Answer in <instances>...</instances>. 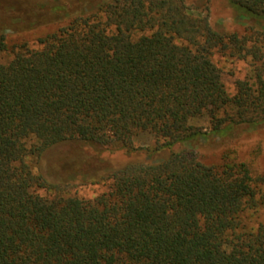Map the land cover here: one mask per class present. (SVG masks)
I'll use <instances>...</instances> for the list:
<instances>
[{"label":"trees","instance_id":"16d2710c","mask_svg":"<svg viewBox=\"0 0 264 264\" xmlns=\"http://www.w3.org/2000/svg\"><path fill=\"white\" fill-rule=\"evenodd\" d=\"M42 1L65 23L38 47L3 59L0 33V264H264V171L197 147L264 125V0H225L241 32L215 29L208 0ZM216 54L250 59L233 95ZM68 145L125 155L86 174L105 191L32 171Z\"/></svg>","mask_w":264,"mask_h":264},{"label":"rangeland","instance_id":"374dc122","mask_svg":"<svg viewBox=\"0 0 264 264\" xmlns=\"http://www.w3.org/2000/svg\"><path fill=\"white\" fill-rule=\"evenodd\" d=\"M97 1L90 0V7ZM202 1L198 0L200 3ZM44 2L42 0H0V33L6 34L8 43L3 59L12 55L13 46L26 44L29 47H38L39 37L65 23L49 15ZM207 6L209 21L215 29L230 32L242 31V22H239L225 0H208ZM215 61L222 68L225 85L230 95L235 93L236 81L245 79L252 73L249 58L230 59L216 54ZM191 123L207 131L211 129V123L206 115L192 118ZM135 142L139 145L151 146L153 137L148 133H141L135 138ZM67 147L48 151L37 162H31L32 171L43 174L53 182L71 179L65 191L87 199L105 191L109 183L104 178L97 182L88 181L86 174L91 171L90 167L96 164L108 171L116 163L125 160V155L119 152L105 151L98 156L87 147L79 145ZM197 147L206 163L219 161L222 153L229 151L238 161L246 163L252 173L264 171V125L258 129L239 128L227 134L225 138L213 137L208 141L198 142ZM66 152L72 155L71 158L64 156ZM36 191L43 195L49 194L43 188H36Z\"/></svg>","mask_w":264,"mask_h":264}]
</instances>
